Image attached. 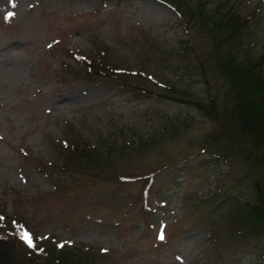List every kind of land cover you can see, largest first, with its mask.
Returning <instances> with one entry per match:
<instances>
[{
  "label": "rangeland",
  "instance_id": "374dc122",
  "mask_svg": "<svg viewBox=\"0 0 264 264\" xmlns=\"http://www.w3.org/2000/svg\"><path fill=\"white\" fill-rule=\"evenodd\" d=\"M175 1L237 9L244 49L264 56V0ZM185 12L161 0H0V235L22 228L35 245H0V264H20L10 251L38 264H264V235L231 223L264 183L263 149L249 131L212 137L220 121L177 101L230 104L213 43ZM106 49L95 69L110 59L132 77L82 76L72 54ZM169 85L177 100L161 94ZM75 142L91 147L90 166L73 160Z\"/></svg>",
  "mask_w": 264,
  "mask_h": 264
},
{
  "label": "trees",
  "instance_id": "16d2710c",
  "mask_svg": "<svg viewBox=\"0 0 264 264\" xmlns=\"http://www.w3.org/2000/svg\"><path fill=\"white\" fill-rule=\"evenodd\" d=\"M164 1L176 8L183 7L185 11H188L193 17L194 26H192V28H197L211 39L213 47L209 53L208 59H211V68L219 71V73L224 75L226 81H229L228 86L230 88L226 93V101L230 104L227 109L225 106L221 109L220 104L217 103L215 98L210 102H204L190 99L186 95L179 96V98H182L177 100L178 97L175 98L176 96L174 95V93L177 92L174 85L166 87L169 91L168 94H161L169 97L171 100L184 102L190 106L192 105L208 117L219 120L220 124L218 130L220 132L217 130L212 137L218 135V133L223 135L229 131L232 134H237L240 139L242 133H247V131H249L247 134L248 137L249 134L252 136L255 142L254 146L263 149V160L260 159L259 162L264 167V110L258 99L260 94L263 93L264 95V56L255 60L252 52H247L244 49V42L247 36H245V20L242 14L235 8H225L227 5L226 3L220 4L218 10H214L211 13L199 7L197 8L196 5H192L188 1ZM185 11H181V16L187 19ZM187 22L190 24L191 20ZM102 55L109 57L108 50L101 51L100 55L96 57L89 58L86 56L81 60L82 63L86 64V67H84L85 74L82 75L83 77L86 76L84 78L97 80V78L108 76L116 79L122 77L123 80H126L124 78L131 76L128 74L132 71H128L125 67L119 65V68H115L114 66H117V64L110 61V59L106 60L107 65L105 67L108 69L96 70L95 66H99L101 62L99 59ZM109 71L113 73H109ZM127 86L129 87V84L123 83V87ZM141 86L140 88L146 89L143 85ZM132 87L135 88L133 84ZM181 94L184 93L181 92ZM141 145H144L143 142H141ZM88 146L90 145L88 144ZM67 147V150L72 153L74 157L73 160H75L76 163L81 161L89 166L91 165L90 160L85 159L86 153H91V147H87L85 143L79 142L73 143L72 149L69 145ZM237 147L240 151H244L245 149L241 144L237 145ZM229 153L231 152H226L225 155H222L217 152L212 155H214L215 158H220L223 162H228ZM78 166L84 171L88 168V166H80L79 164ZM148 179L150 180V177H148ZM262 179L255 182L251 203L245 202L246 206L244 205V207L248 211L241 215L235 213L231 219V223L237 226L236 229L243 234L244 229H249L245 237H249L251 233H255V236L260 234L264 235V183ZM147 183H150V181ZM143 205L146 206V203H143ZM240 224L246 228L241 227ZM7 231L8 233L5 232L6 234L15 236L16 240L23 244L21 239L23 235L22 229L12 230L7 228ZM16 240L0 235V245L3 246L16 242ZM52 248L55 249V247ZM65 251L66 249H63L62 252ZM10 255L20 264H38L36 260L28 259V256L22 257L18 252L14 253L10 251Z\"/></svg>",
  "mask_w": 264,
  "mask_h": 264
},
{
  "label": "snow or ice",
  "instance_id": "6c2138e0",
  "mask_svg": "<svg viewBox=\"0 0 264 264\" xmlns=\"http://www.w3.org/2000/svg\"><path fill=\"white\" fill-rule=\"evenodd\" d=\"M161 240H163L165 237L163 235V233H161L160 237H159ZM21 239L24 240L29 247H34V243H33V239L31 237V235L27 232H25L22 236H21ZM61 247H63V245H61Z\"/></svg>",
  "mask_w": 264,
  "mask_h": 264
}]
</instances>
